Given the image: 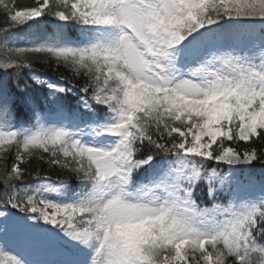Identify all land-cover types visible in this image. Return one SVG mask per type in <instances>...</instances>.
<instances>
[{
  "label": "snow or ice",
  "instance_id": "obj_1",
  "mask_svg": "<svg viewBox=\"0 0 264 264\" xmlns=\"http://www.w3.org/2000/svg\"><path fill=\"white\" fill-rule=\"evenodd\" d=\"M0 11V264H264V0Z\"/></svg>",
  "mask_w": 264,
  "mask_h": 264
},
{
  "label": "trees",
  "instance_id": "obj_2",
  "mask_svg": "<svg viewBox=\"0 0 264 264\" xmlns=\"http://www.w3.org/2000/svg\"><path fill=\"white\" fill-rule=\"evenodd\" d=\"M15 3L17 8L20 9L35 6V0H15ZM48 19L51 21L50 23L40 25L38 29H33L32 32L40 36H50L55 33V24L57 22L54 21L51 17H49ZM10 27H12V25L9 21L6 20V17L4 16L3 12L0 11V33ZM72 35L75 36V33H72ZM23 73L25 74L23 76L24 79H29L30 76H38L42 80H52L60 83L66 82L61 80L62 76L71 78V73L66 71L65 68L57 67L54 62L46 58H41L39 60L34 61L31 72L25 69L23 70ZM2 74L3 70H0V75ZM71 83L76 84L77 87H79V84L82 83V81L71 80ZM225 143L228 144L229 142L225 141ZM231 146L237 148L238 150H240L242 147H246L243 142L232 143ZM257 147L259 148L261 147V145L258 144ZM30 163L31 166L29 167L28 171L31 173V175L26 176L24 180V183L26 184H35L37 180V173H39L40 177H47L53 181L69 179L65 172H63L59 168H53L49 166L46 162H40L38 160L33 159V161H31ZM9 164H11V160H9ZM2 167V164H0V170H2ZM22 167H24V165H22ZM255 171L257 174H260L261 166L259 164L255 165ZM70 182L73 184V187H76V182L74 179H71ZM3 195V184L2 182H0V197H2Z\"/></svg>",
  "mask_w": 264,
  "mask_h": 264
},
{
  "label": "rangeland",
  "instance_id": "obj_3",
  "mask_svg": "<svg viewBox=\"0 0 264 264\" xmlns=\"http://www.w3.org/2000/svg\"><path fill=\"white\" fill-rule=\"evenodd\" d=\"M49 211H50V210H49ZM206 247H209V249H210V246H206ZM197 257H199V253H197ZM189 261H190V264H195V261L192 260L191 257H189ZM201 264H203V261H202V260H201Z\"/></svg>",
  "mask_w": 264,
  "mask_h": 264
}]
</instances>
